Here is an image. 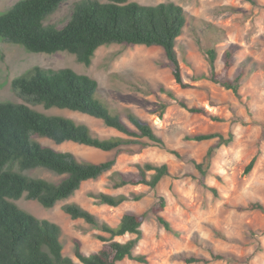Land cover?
I'll list each match as a JSON object with an SVG mask.
<instances>
[{
	"label": "rangeland",
	"instance_id": "374dc122",
	"mask_svg": "<svg viewBox=\"0 0 264 264\" xmlns=\"http://www.w3.org/2000/svg\"><path fill=\"white\" fill-rule=\"evenodd\" d=\"M22 0H0V15ZM82 0H68L48 17L45 25L64 27L70 20L74 5ZM107 2V0H98ZM142 5L174 2L184 8L188 21L179 38L177 52L184 82L192 88L183 89L174 79L165 52L160 47L108 45L101 47L91 66L79 63L67 52L37 54L7 43L0 38V103L28 104L50 115H61L89 127L95 137H124L95 117L69 110H45L20 98L12 82L34 67L60 70L71 68L88 75L99 84V98L111 111L125 118L131 109L148 121L164 146L154 144L136 155L106 153L95 148L67 142L56 145L48 139H38L44 146L60 152H71L78 160L100 163L117 157L112 171L97 180L85 182L71 198L54 208H43L38 202L22 198L14 203L38 219L49 220L62 229L64 254L75 256V240L89 255L103 245L95 230L83 220L71 219L63 210L77 203L101 221L112 226L120 222L126 211L144 218L143 238L135 250L147 255L149 264H185L180 255L195 254L210 257L209 247L229 253L240 261H217L210 264H264V214L250 211L249 204L264 205V0L253 5L246 0H131ZM224 31V32H221ZM234 46V65L224 73V53ZM217 52L216 72L225 79L240 77V97L211 81L207 51ZM186 99L189 106L204 107L210 115L191 114L167 94ZM234 134L227 146H216V140H189L198 134ZM143 142H148L147 139ZM135 151L139 146H131ZM215 149L210 161L206 156ZM171 151H177L179 156ZM259 154L252 171L245 169ZM193 161L203 163L204 173ZM167 164L171 175L155 189L145 185L113 187L114 172H136V165ZM32 175L59 182L62 177L42 171ZM216 189L217 193L213 191ZM100 193L135 197L117 208L101 204ZM167 205L162 213L172 230L165 229L153 212L160 198ZM134 236L118 238L126 241ZM120 264H138L125 260ZM202 264V263H198Z\"/></svg>",
	"mask_w": 264,
	"mask_h": 264
},
{
	"label": "trees",
	"instance_id": "16d2710c",
	"mask_svg": "<svg viewBox=\"0 0 264 264\" xmlns=\"http://www.w3.org/2000/svg\"><path fill=\"white\" fill-rule=\"evenodd\" d=\"M68 0H22L6 13L0 15V38L37 54L67 52L87 67L91 66L96 52L103 46L118 44L127 46L160 47L164 50L168 66L175 81L183 89L192 88L184 82L178 58L177 45L188 21L184 8L174 2L158 5H142L131 0H82L74 5L70 20L62 28L45 25ZM256 5L257 0H246ZM224 32V31H221ZM211 81L231 90L240 97V77L225 79L216 72L217 52L207 51ZM232 45L224 53V73L234 65ZM17 95L33 106L45 110H69L100 119L108 128L115 129L124 137L102 139L95 137L89 127L61 115H50L35 110L28 104L0 103V264H120L125 260L138 264H149L147 255L136 254L135 250L143 238V216L126 211L120 222L112 226L77 203L64 206V212L73 220H83L105 235H98L102 247L92 254L82 251V244L75 240L76 263L64 254L61 227L49 220L38 219L19 208L14 201L22 198L38 202L43 208H54L76 194L90 180H97L112 171L117 157L100 163L80 161L71 152H60L44 146L38 139H48L56 145L72 142L117 155H136L154 144L163 147L153 126L131 109L125 118L113 112L99 98V84L88 75L78 74L71 68L60 70L34 67L12 82ZM162 92L175 100L191 114L214 117L204 107L189 106L186 99L175 97L173 92L162 88ZM147 139V143L143 140ZM189 140L204 142L216 140V146H227L234 134L226 137L220 133L198 134ZM131 146H139L135 151ZM215 149L206 156L210 161ZM179 156L177 151H171ZM257 153L245 169L248 174L254 168ZM197 170L204 173L203 163L193 161ZM136 172H114L113 187L145 185L155 189L170 176L167 164L146 163L136 165ZM48 172L62 177L59 182L32 175ZM217 193L216 189H213ZM101 204L117 208L129 201H139L142 196L129 197L125 194L100 193ZM167 200L160 198L153 209L158 222L167 230L170 223L163 216ZM250 211L264 214V205L256 202L247 207ZM134 236L126 241L118 238ZM210 257L195 254L180 255L176 259L185 264H210L217 261H240L229 253L208 249Z\"/></svg>",
	"mask_w": 264,
	"mask_h": 264
}]
</instances>
